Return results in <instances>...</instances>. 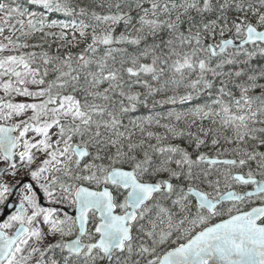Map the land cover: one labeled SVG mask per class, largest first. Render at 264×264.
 Masks as SVG:
<instances>
[{"label":"snow or ice","instance_id":"snow-or-ice-1","mask_svg":"<svg viewBox=\"0 0 264 264\" xmlns=\"http://www.w3.org/2000/svg\"><path fill=\"white\" fill-rule=\"evenodd\" d=\"M0 264H264V0H0Z\"/></svg>","mask_w":264,"mask_h":264}]
</instances>
